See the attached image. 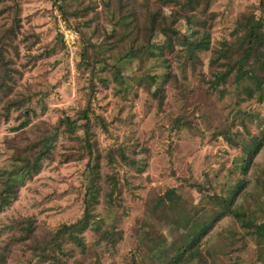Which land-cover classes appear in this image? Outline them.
I'll list each match as a JSON object with an SVG mask.
<instances>
[{
  "label": "rangeland",
  "instance_id": "obj_1",
  "mask_svg": "<svg viewBox=\"0 0 264 264\" xmlns=\"http://www.w3.org/2000/svg\"><path fill=\"white\" fill-rule=\"evenodd\" d=\"M204 2L0 0V264L160 262L240 183L232 210L264 226V68L219 77L264 0ZM189 264H264V231L223 215Z\"/></svg>",
  "mask_w": 264,
  "mask_h": 264
},
{
  "label": "trees",
  "instance_id": "obj_2",
  "mask_svg": "<svg viewBox=\"0 0 264 264\" xmlns=\"http://www.w3.org/2000/svg\"><path fill=\"white\" fill-rule=\"evenodd\" d=\"M161 2L165 3V2H176L179 3V0H160ZM186 1H191V2H198V3H203V1H205L204 3L206 5L210 4L211 0H200V2L198 0H186ZM19 18H16V22H18ZM157 21V16H155L154 18V22L152 23V27L150 28L151 33H153L154 28H155V23ZM261 28V27H260ZM11 31V29H10ZM0 44L2 43V40L0 41ZM173 45L172 41L170 40V46ZM193 46L195 47V49H200V50H208L210 49V41L209 40H205L203 39V41H199V43L193 42L192 43ZM2 48V46H1ZM191 48H188V50L190 49V51H192ZM2 51H0V56L2 57L1 54ZM142 54H152L150 56L153 57H158L160 56V54H158V52L156 50H143V51H139ZM192 54V52H191ZM82 56L85 58L87 56V51L83 50L82 51ZM233 68L231 67L229 69V71L225 72L223 75L219 76L220 79H225L230 73L231 71L234 70V67L237 68V72L238 75L236 76L237 80L242 83L243 81L247 80L248 78H256L257 74L259 73V70L264 68V33L261 30H256L252 33H250L248 35V41H247V45L246 48L244 50V53L242 54V56L240 57L239 60L234 61V63L232 64ZM169 73H167L168 75ZM102 79V78H101ZM247 91H248V95L249 96H253L255 94V91L253 88H251L249 85L245 86ZM257 88L259 90L262 89V81H258L257 82ZM160 90H158L159 92ZM83 113H85L84 117L87 118V112L84 111ZM66 119L68 120L67 123H74V120H71L69 117L65 118L64 121H66ZM104 121V120H102ZM105 123V122H104ZM106 127V124H104ZM85 131L86 134L90 133L89 130V124L85 123ZM264 134V132H263ZM264 137V136H263ZM46 140V141H45ZM264 142V138L262 139ZM44 143L47 142V137L43 139ZM43 144V142H42ZM261 145L259 147H257V152L255 153H251L248 155V158L246 160V164L244 166L245 169L249 168V166L252 164V162L254 161L256 155L259 152V149L261 147ZM42 153V152H41ZM45 152H43L41 155H44ZM40 165L38 164V162L32 164V166L29 167V169L27 171H31V170H36L39 169ZM19 171V170H18ZM23 171V170H22ZM23 182L22 179H18L15 178L14 180H10L8 183L6 182V185L4 187L3 190V202L2 203H7L10 201V197H12L13 195H15V191L18 189V185L17 183ZM244 188V183H240L236 186L235 190L233 191L232 196L230 197V199L227 202V206H226V210L225 211H220L216 214V217L211 220L210 222H200V223H196L194 225V228L191 232H189L188 234V238L189 240L186 241V245L183 248V250H180L177 254H175L174 256L168 258V259H163L160 262L154 263V264H189L192 261H195L196 259L198 260L199 257L201 256V246L203 244V239L205 237V235H207L209 233V231L212 229V227L214 226V223L216 221H218L219 219H221V217L223 215H232L237 221L242 222L245 226L250 227H256V232L262 234L264 231V226L263 225H255L254 224V220H248L245 219V214L236 211V210H232V206L237 198V194ZM112 192H110V196H112ZM90 194V191H89ZM67 229V227L65 228ZM81 246L84 248V244L81 243Z\"/></svg>",
  "mask_w": 264,
  "mask_h": 264
}]
</instances>
